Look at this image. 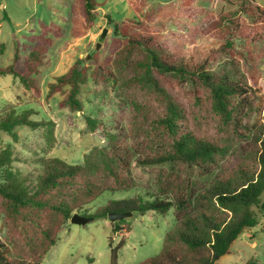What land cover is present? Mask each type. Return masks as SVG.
I'll return each mask as SVG.
<instances>
[{
	"label": "trees",
	"instance_id": "obj_1",
	"mask_svg": "<svg viewBox=\"0 0 264 264\" xmlns=\"http://www.w3.org/2000/svg\"><path fill=\"white\" fill-rule=\"evenodd\" d=\"M126 2L136 18L114 23L113 39L121 47L114 66L120 73L126 71L131 55L139 54L132 79L151 87L161 102L162 113L152 121L147 141L136 137L130 143L86 116L87 129L103 132L107 148L93 149L82 164L41 159L35 175L5 170L0 183V209L21 244L0 241V264H41L76 211L81 212L84 205L105 191L128 189L133 163L162 168L154 180L156 191L149 199L137 196L111 201L96 214L82 215L108 219L109 213L165 215L173 209L176 225L165 235L163 249L139 264H217L246 230L258 225L255 209L264 208V123L260 119L264 80L257 63L264 61V53L256 52L255 46L264 43V6L255 0H228L231 9L217 14L199 0H177L157 9H150L147 0ZM99 7L98 0H81L73 37H82L92 28ZM169 24L185 31H175ZM52 32L60 36L62 29L55 22L41 24L21 70L16 43L13 61L0 68V76H11L37 95L34 76L45 64ZM200 38L217 41L219 46L203 48L197 44ZM98 70L114 76L103 65ZM86 73L77 62L49 84L50 94L68 89L61 108L82 110L79 94ZM158 77H172L204 92L226 140L200 137L189 130L184 109L161 86ZM254 114L256 118L251 121ZM32 115L31 111L17 115L14 109H8L0 114V131L17 140L16 128L36 130L45 124L32 120ZM233 142L245 145L249 154L247 160L224 170L221 162L232 154ZM14 160L9 148L3 150L0 169L11 166ZM124 222L114 223L112 232H119ZM125 244L123 238L114 246L110 238L113 264Z\"/></svg>",
	"mask_w": 264,
	"mask_h": 264
},
{
	"label": "rangeland",
	"instance_id": "obj_2",
	"mask_svg": "<svg viewBox=\"0 0 264 264\" xmlns=\"http://www.w3.org/2000/svg\"><path fill=\"white\" fill-rule=\"evenodd\" d=\"M98 1L100 7L92 28L82 37L75 38L72 29L80 19L81 0H0V7L3 6V10L0 8V49L3 52L0 55V68L12 63L17 43L20 56L18 68L22 69L24 56L34 45L33 36L40 34L41 24L55 22L62 29L60 36H55L53 32L50 34L52 43L47 50L45 64L34 76L39 89L37 95L11 76H0V114L8 109H14L17 115L31 111L32 120L45 123L36 130L26 126L16 128L17 140L0 131V152L9 148L15 158L11 166L0 169V183L4 181L5 170L35 175L40 170L41 159L59 158L69 164H82L85 156L93 149L107 148L109 143L103 132L87 129L86 116L101 122L105 131L121 134L127 143L136 137L147 141L146 135L151 133L152 121L162 113L161 102L150 86L132 79L134 62L140 58L139 54L131 55L126 71L120 73L114 66L121 49L120 44L113 39L114 23L135 19L136 13L126 0ZM176 1L147 0L150 9ZM255 1L264 6V0ZM199 3L207 8L213 7L217 14L231 9L228 0H215L214 3L199 0ZM168 26L175 31H185L182 27ZM105 29L106 34L100 39ZM197 44L203 48L219 46V42L208 38H200ZM255 51L264 53V43L257 44ZM223 60H219L220 64ZM77 62H81L87 72L79 94L83 106L79 112L60 107V102L67 95V88L49 93V84L56 77L67 73ZM99 65L105 66L114 76L101 73ZM257 68L264 80V61L257 63ZM158 78L161 86L184 109L189 130L200 137L219 142L226 140L227 135H224V130L211 113L204 92L172 77ZM196 98L201 101L198 102ZM255 118L254 114L251 121ZM260 119L264 123V111ZM248 152L245 145L238 146L233 142L232 154L221 162L224 170L247 160ZM161 169L133 163L130 175L132 181L128 189L105 191L75 214H96L111 201L137 196L149 199V195L156 191L154 180ZM262 201L264 203V195ZM255 211L258 225L246 230L233 243L230 253L222 256L217 264H264V208H256ZM117 222L97 218L85 225H78L69 221L59 231L56 244L43 257L41 264H113L110 238L114 246L121 239L126 240L125 246L118 253L116 264H139L161 252L165 235L176 225L173 209L165 215L157 212L134 214L120 224L122 229L119 232L113 233V224ZM0 241L9 245L10 242L21 244L18 233L5 219L1 209Z\"/></svg>",
	"mask_w": 264,
	"mask_h": 264
},
{
	"label": "water",
	"instance_id": "obj_3",
	"mask_svg": "<svg viewBox=\"0 0 264 264\" xmlns=\"http://www.w3.org/2000/svg\"><path fill=\"white\" fill-rule=\"evenodd\" d=\"M1 10H3L2 7H1ZM105 34H106V29L101 34L100 39H103ZM98 47H99V43L96 46V50L98 49ZM88 57H90V56H88ZM133 215H134L133 212L109 213L107 218L111 222H116V221H120V220H123L126 218H130ZM92 220H93V218H91V217H85L81 214L76 213L72 216L70 222L73 224L85 225V224L91 222Z\"/></svg>",
	"mask_w": 264,
	"mask_h": 264
},
{
	"label": "crops",
	"instance_id": "obj_4",
	"mask_svg": "<svg viewBox=\"0 0 264 264\" xmlns=\"http://www.w3.org/2000/svg\"><path fill=\"white\" fill-rule=\"evenodd\" d=\"M1 7H3V6H1ZM1 7H0V8H1Z\"/></svg>",
	"mask_w": 264,
	"mask_h": 264
}]
</instances>
